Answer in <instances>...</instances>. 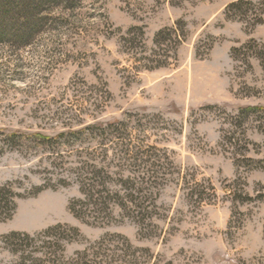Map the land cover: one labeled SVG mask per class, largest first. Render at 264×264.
Instances as JSON below:
<instances>
[{
    "label": "rangeland",
    "instance_id": "rangeland-1",
    "mask_svg": "<svg viewBox=\"0 0 264 264\" xmlns=\"http://www.w3.org/2000/svg\"><path fill=\"white\" fill-rule=\"evenodd\" d=\"M263 1L75 0L25 10L22 37L9 23L0 264H264ZM58 224L80 238L3 240Z\"/></svg>",
    "mask_w": 264,
    "mask_h": 264
},
{
    "label": "trees",
    "instance_id": "trees-1",
    "mask_svg": "<svg viewBox=\"0 0 264 264\" xmlns=\"http://www.w3.org/2000/svg\"><path fill=\"white\" fill-rule=\"evenodd\" d=\"M75 0H0V37H3L6 35L4 32V28L8 27L9 23H15L13 26L21 27L18 28L16 31V34L19 37L24 36V32L22 28L26 24H30V22H33V18L29 17V13H27L28 9L33 7L40 10L43 14L48 12L50 8H56L60 10H67L70 7L74 8ZM243 5L252 6L254 5L253 1H240L237 3H234L230 5L226 10V17L228 19L232 18V12L236 10L237 8H241ZM264 5V1H263ZM27 10V11H25ZM31 12V11H30ZM264 14V13H263ZM28 15V16H27ZM47 19L45 17H41L37 19V24H46ZM262 21V20H261ZM259 20L257 23H261ZM164 35V33H159L157 36V42H159V39ZM85 131H79L75 132L72 135L75 136H81ZM63 136V135H61ZM46 142H49L50 139H43ZM89 185L86 183H82L81 186V193L84 196V200L75 201L72 206L70 207V212L79 219L86 220L88 219L87 211L89 208H92L91 206H99L100 200L96 198L98 189L100 188L99 183H94V181H88ZM97 190V191H96ZM1 192V190H0ZM132 199L134 198L132 193L129 195ZM12 198V197H11ZM88 200V202H86ZM1 202V201H0ZM13 204L14 200L12 199ZM79 204L80 209H77V205ZM102 204V203H100ZM14 207L12 209V213L8 216H6L4 219H10L15 211ZM89 222V221H88ZM80 238V232L77 228L70 227L68 225H62L58 224L54 227L48 228L46 231L30 235L27 233H11L10 235L3 237V240L7 247H9L10 251L13 253H20L21 249H18L15 245H9L7 242L10 240H21L23 239V243H27L25 246H32L33 243H35V239H41L43 240L41 243L43 245L49 244L53 245L54 243L57 244L59 247L63 248V244L72 243L78 240ZM55 240V241H53ZM22 246V245H19ZM43 248V247H41ZM51 248V247H50ZM40 256L34 259L35 263H44L43 261V253H39ZM20 264H27L26 261H21Z\"/></svg>",
    "mask_w": 264,
    "mask_h": 264
}]
</instances>
